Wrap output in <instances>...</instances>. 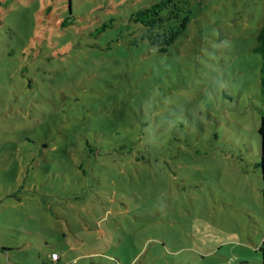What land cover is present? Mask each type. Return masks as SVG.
Here are the masks:
<instances>
[{
  "label": "rangeland",
  "instance_id": "obj_1",
  "mask_svg": "<svg viewBox=\"0 0 264 264\" xmlns=\"http://www.w3.org/2000/svg\"><path fill=\"white\" fill-rule=\"evenodd\" d=\"M0 0V264H264V0Z\"/></svg>",
  "mask_w": 264,
  "mask_h": 264
},
{
  "label": "trees",
  "instance_id": "obj_2",
  "mask_svg": "<svg viewBox=\"0 0 264 264\" xmlns=\"http://www.w3.org/2000/svg\"><path fill=\"white\" fill-rule=\"evenodd\" d=\"M189 0H157L132 12L130 18L142 28L139 38L147 39L159 50L165 51L187 26L190 18ZM255 50L261 54L260 67L261 85L264 91V23L257 34ZM260 134V159L257 161L262 176V196L264 205V108L261 110V121L258 127ZM60 260V259H59ZM50 258L48 264H59Z\"/></svg>",
  "mask_w": 264,
  "mask_h": 264
},
{
  "label": "built area",
  "instance_id": "obj_3",
  "mask_svg": "<svg viewBox=\"0 0 264 264\" xmlns=\"http://www.w3.org/2000/svg\"><path fill=\"white\" fill-rule=\"evenodd\" d=\"M50 258L51 260H53L54 262L58 261L60 259V255L57 251H52L50 253Z\"/></svg>",
  "mask_w": 264,
  "mask_h": 264
}]
</instances>
